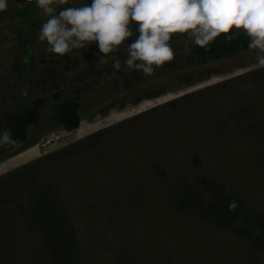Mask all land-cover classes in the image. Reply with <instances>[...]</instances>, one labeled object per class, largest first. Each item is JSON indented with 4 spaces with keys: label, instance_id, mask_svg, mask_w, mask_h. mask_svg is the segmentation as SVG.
I'll return each mask as SVG.
<instances>
[{
    "label": "rangeland",
    "instance_id": "1",
    "mask_svg": "<svg viewBox=\"0 0 264 264\" xmlns=\"http://www.w3.org/2000/svg\"><path fill=\"white\" fill-rule=\"evenodd\" d=\"M27 4V22L12 17ZM46 19L36 0L0 12V133L18 110L41 111L25 142L0 145V264H263L256 51L203 63L176 33L174 59L144 76L123 63L134 22L98 64L95 42L50 53L38 38ZM55 94L78 102L77 129L59 127Z\"/></svg>",
    "mask_w": 264,
    "mask_h": 264
},
{
    "label": "clouds",
    "instance_id": "2",
    "mask_svg": "<svg viewBox=\"0 0 264 264\" xmlns=\"http://www.w3.org/2000/svg\"><path fill=\"white\" fill-rule=\"evenodd\" d=\"M71 0H36L42 16L47 17L39 30V40L46 41L48 51L65 55L95 42L105 57L119 50L132 38L133 22L139 33L127 45L124 65L151 76L155 70L174 59L169 43L173 34H187L188 40L206 47L221 34L242 30L249 38L248 48L256 51L258 64L264 67V0H92L91 4L63 7ZM8 0H0V12ZM236 35H228L231 41ZM112 67L119 70L120 60ZM13 143L10 130L0 133V145ZM229 211L237 207L229 202Z\"/></svg>",
    "mask_w": 264,
    "mask_h": 264
},
{
    "label": "trees",
    "instance_id": "3",
    "mask_svg": "<svg viewBox=\"0 0 264 264\" xmlns=\"http://www.w3.org/2000/svg\"><path fill=\"white\" fill-rule=\"evenodd\" d=\"M27 7L28 4L23 9L14 13L12 17L27 22L28 20L25 19L27 15L26 13L29 10ZM28 15H30V12L28 13ZM233 33H235L236 38L229 41L227 39V36L232 35ZM248 43L249 38L246 35L233 30L232 33L221 34L206 47L193 45L191 48V52L194 56L198 57L201 62L205 63L209 57H223L225 55L236 54L241 51L247 50L249 49ZM54 101L56 102L54 107L55 117L58 121L59 127L69 132L74 129H77L81 121L78 112V102L70 98L60 99V96L58 94L54 95ZM40 117L41 111L37 105L24 107L9 116L7 120V128L8 130H10L14 141L25 142L29 136L30 127L38 123ZM13 144L14 142L2 146L6 150H11ZM28 144L29 142H27L26 146L11 155H14L22 150L27 149L29 147Z\"/></svg>",
    "mask_w": 264,
    "mask_h": 264
},
{
    "label": "bare ground",
    "instance_id": "4",
    "mask_svg": "<svg viewBox=\"0 0 264 264\" xmlns=\"http://www.w3.org/2000/svg\"><path fill=\"white\" fill-rule=\"evenodd\" d=\"M32 151H34V149H30V150H28V151H26V152H24V153H21V155L19 156L18 155V157L20 158V157H23L24 155H26V154H28V153H30V152H32ZM0 168H2V166L0 167ZM1 170V169H0Z\"/></svg>",
    "mask_w": 264,
    "mask_h": 264
},
{
    "label": "flooded vegetation",
    "instance_id": "5",
    "mask_svg": "<svg viewBox=\"0 0 264 264\" xmlns=\"http://www.w3.org/2000/svg\"><path fill=\"white\" fill-rule=\"evenodd\" d=\"M15 173H16V172H15ZM0 178H1V176H0ZM1 181H2V180L0 179V182H1ZM27 205H29V206H30L31 204H27Z\"/></svg>",
    "mask_w": 264,
    "mask_h": 264
}]
</instances>
